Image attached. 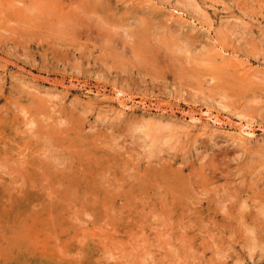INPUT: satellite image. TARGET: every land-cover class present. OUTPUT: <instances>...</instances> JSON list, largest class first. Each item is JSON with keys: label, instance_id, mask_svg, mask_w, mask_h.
<instances>
[{"label": "rangeland", "instance_id": "1", "mask_svg": "<svg viewBox=\"0 0 264 264\" xmlns=\"http://www.w3.org/2000/svg\"><path fill=\"white\" fill-rule=\"evenodd\" d=\"M0 264H264V0H0Z\"/></svg>", "mask_w": 264, "mask_h": 264}, {"label": "bare ground", "instance_id": "2", "mask_svg": "<svg viewBox=\"0 0 264 264\" xmlns=\"http://www.w3.org/2000/svg\"><path fill=\"white\" fill-rule=\"evenodd\" d=\"M39 122V121H38ZM53 131V130H51ZM97 142V141H96ZM54 144V143H53ZM46 148V147H45ZM50 150V149H49ZM160 151V150H159ZM45 156V155H44ZM52 156V155H51ZM60 166V165H59ZM49 167V166H48ZM213 172V171H212ZM11 174V173H10ZM197 179V178H196ZM205 185V184H203ZM196 189V188H195ZM65 193V192H64ZM49 197V196H48ZM221 198V197H220ZM223 199V198H222ZM72 200V199H71ZM62 201V200H61ZM258 202V201H257ZM90 203V202H89ZM239 205V204H238ZM107 207V206H106ZM76 208V207H75ZM152 208V207H151ZM154 208V207H153ZM252 208V207H251ZM67 209V208H66ZM124 209V208H123ZM158 211V210H157ZM62 212V211H61ZM258 214V213H257ZM161 217V216H160ZM58 220V219H57ZM250 232V231H249ZM139 236V235H138ZM160 236V235H159ZM256 246V245H255Z\"/></svg>", "mask_w": 264, "mask_h": 264}]
</instances>
